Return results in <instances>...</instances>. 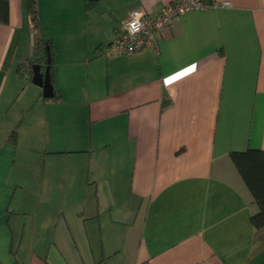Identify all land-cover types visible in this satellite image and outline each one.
I'll use <instances>...</instances> for the list:
<instances>
[{
	"label": "crops",
	"instance_id": "1",
	"mask_svg": "<svg viewBox=\"0 0 264 264\" xmlns=\"http://www.w3.org/2000/svg\"><path fill=\"white\" fill-rule=\"evenodd\" d=\"M218 1L231 6L179 16L158 47L108 56L132 12L171 0H37L46 99L19 75L34 30L25 0H8L0 264H264L230 157L264 151V0Z\"/></svg>",
	"mask_w": 264,
	"mask_h": 264
},
{
	"label": "trees",
	"instance_id": "2",
	"mask_svg": "<svg viewBox=\"0 0 264 264\" xmlns=\"http://www.w3.org/2000/svg\"><path fill=\"white\" fill-rule=\"evenodd\" d=\"M25 8L30 17L34 30V47L32 56L27 64H22L19 69L20 77L32 79L33 66L40 65L44 72L49 68L51 81L53 82V45L47 39L40 26L38 18L37 0H25ZM0 23H9V2L0 0ZM164 106L169 105V100H163ZM16 133L11 136L14 141ZM239 175L252 195L253 202L257 207V212L251 216V222L257 231L264 229V151L249 149L243 152H233L230 154Z\"/></svg>",
	"mask_w": 264,
	"mask_h": 264
},
{
	"label": "built area",
	"instance_id": "3",
	"mask_svg": "<svg viewBox=\"0 0 264 264\" xmlns=\"http://www.w3.org/2000/svg\"><path fill=\"white\" fill-rule=\"evenodd\" d=\"M220 6L230 7L231 3L218 0H171L156 16L143 11H134L116 31L106 49V54L132 55L147 48H156L161 34L179 16L190 11H202Z\"/></svg>",
	"mask_w": 264,
	"mask_h": 264
},
{
	"label": "water",
	"instance_id": "4",
	"mask_svg": "<svg viewBox=\"0 0 264 264\" xmlns=\"http://www.w3.org/2000/svg\"><path fill=\"white\" fill-rule=\"evenodd\" d=\"M32 83L43 90V97L46 99L54 98V86L51 81L49 68L44 72L40 65H34L33 68Z\"/></svg>",
	"mask_w": 264,
	"mask_h": 264
}]
</instances>
